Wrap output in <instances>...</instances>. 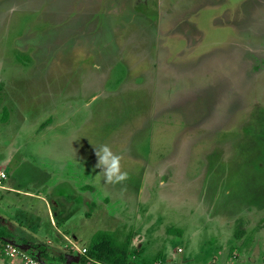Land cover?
I'll list each match as a JSON object with an SVG mask.
<instances>
[{"label":"rangeland","instance_id":"obj_1","mask_svg":"<svg viewBox=\"0 0 264 264\" xmlns=\"http://www.w3.org/2000/svg\"><path fill=\"white\" fill-rule=\"evenodd\" d=\"M9 153L0 217L47 264L99 231L129 264H264V0H0Z\"/></svg>","mask_w":264,"mask_h":264},{"label":"trees","instance_id":"obj_2","mask_svg":"<svg viewBox=\"0 0 264 264\" xmlns=\"http://www.w3.org/2000/svg\"><path fill=\"white\" fill-rule=\"evenodd\" d=\"M117 234L118 232L99 231L90 248L86 249V256L81 259V264H129L132 238L128 235L124 241H119ZM242 235V231L238 230L235 238L240 239ZM12 236L11 231L0 220V239H10Z\"/></svg>","mask_w":264,"mask_h":264},{"label":"built area","instance_id":"obj_3","mask_svg":"<svg viewBox=\"0 0 264 264\" xmlns=\"http://www.w3.org/2000/svg\"><path fill=\"white\" fill-rule=\"evenodd\" d=\"M2 179L5 174L0 175ZM41 255V254H39ZM0 264H47L38 255L28 253L27 249L15 243L0 239Z\"/></svg>","mask_w":264,"mask_h":264},{"label":"crops","instance_id":"obj_4","mask_svg":"<svg viewBox=\"0 0 264 264\" xmlns=\"http://www.w3.org/2000/svg\"><path fill=\"white\" fill-rule=\"evenodd\" d=\"M10 155H11V153H9V154H6V156H1L0 157V175L1 174H5L6 175V173H8V170L12 167V166H10L9 164H3V161H4V159H6L7 161H9V158L8 157H10ZM20 165H21V163H20ZM19 165V166H20ZM17 167V166H16ZM7 180V175H6V177L4 178V179H2L1 178V176H0V189H2V190H10V191H12L13 190V188H6V187H4V182ZM16 193H20V191L18 190V189H15L14 190ZM33 192V193H32ZM32 192H27L26 193V195L27 196H34V194H35V192L34 191H32ZM36 195V194H35ZM43 199V198H42ZM245 217V216H244ZM246 219V218H245ZM0 220H1V222H2V224L4 225V226H6L9 230H10V228L7 226V225H5L4 224V221H5V219H3L2 217H0ZM52 223H53V221H52ZM11 231V233L13 232L12 230H10ZM13 234V233H12ZM5 241H9V242H12V243H15L14 241H12V239L10 238V239H4ZM249 240H251V239H249ZM20 242H22L23 244H24V246H22V247H26V248H28L27 246H26V244H29L28 242H27V240L26 239H23V241H20ZM16 244V243H15ZM76 244V243H75ZM250 243H248L247 245L245 244V246H244V251H251V247L250 246H248ZM16 245H18V244H16ZM19 246H21V245H19ZM239 251H241V250H239ZM180 253H182L183 252V250L182 249H180V251H179ZM178 252V253H179ZM40 257L41 258H43V254L42 255H40ZM172 257H168V255H167V253L166 254H164V255H162V256H160L158 259V262L159 261H161V262H165V260L167 261V262H170V264H174L173 263V258L171 259ZM235 258H237V257H235ZM163 259H164V261H163ZM229 259H232L231 257H229ZM194 260H198L199 261V257L196 255V257H195V259ZM249 260L251 261V263H248V264H259L260 263V260H258V258L257 259H252V257H250L249 258ZM157 262V264H162V263H158ZM235 262V261H234ZM212 264V263H211ZM220 264H235V263H225L224 262V260L223 259H221V263ZM238 264H241V263H239L238 262ZM245 264H247V263H245Z\"/></svg>","mask_w":264,"mask_h":264},{"label":"water","instance_id":"obj_5","mask_svg":"<svg viewBox=\"0 0 264 264\" xmlns=\"http://www.w3.org/2000/svg\"><path fill=\"white\" fill-rule=\"evenodd\" d=\"M23 249H27L26 247H22ZM40 257V255H38Z\"/></svg>","mask_w":264,"mask_h":264}]
</instances>
